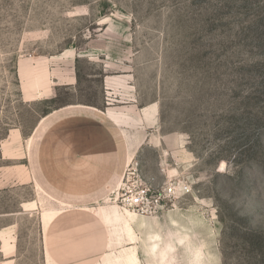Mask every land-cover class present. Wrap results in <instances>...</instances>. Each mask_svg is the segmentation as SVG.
I'll return each mask as SVG.
<instances>
[{"label": "rangeland", "instance_id": "rangeland-1", "mask_svg": "<svg viewBox=\"0 0 264 264\" xmlns=\"http://www.w3.org/2000/svg\"><path fill=\"white\" fill-rule=\"evenodd\" d=\"M76 110L124 157L113 191L80 203L107 229L96 264L143 259L152 209L121 203L131 184L174 185L217 217L224 264H264V0H0V264H55L45 230L77 201L31 160L47 120Z\"/></svg>", "mask_w": 264, "mask_h": 264}, {"label": "crops", "instance_id": "crops-1", "mask_svg": "<svg viewBox=\"0 0 264 264\" xmlns=\"http://www.w3.org/2000/svg\"><path fill=\"white\" fill-rule=\"evenodd\" d=\"M32 156L43 182L77 201L48 223L46 252L55 264H96L107 251V229L94 207L80 203L112 192L122 178L118 138L97 113L69 111L47 120Z\"/></svg>", "mask_w": 264, "mask_h": 264}, {"label": "clouds", "instance_id": "clouds-1", "mask_svg": "<svg viewBox=\"0 0 264 264\" xmlns=\"http://www.w3.org/2000/svg\"><path fill=\"white\" fill-rule=\"evenodd\" d=\"M229 174H234L233 169ZM209 179L206 175L203 182ZM161 196L169 199L170 207L159 209L153 204L151 213L141 217L140 227L148 229L149 242L138 244L143 257L139 264H224L222 226L209 208H183L179 204L180 195H172L169 191H162Z\"/></svg>", "mask_w": 264, "mask_h": 264}, {"label": "built area", "instance_id": "built-area-1", "mask_svg": "<svg viewBox=\"0 0 264 264\" xmlns=\"http://www.w3.org/2000/svg\"><path fill=\"white\" fill-rule=\"evenodd\" d=\"M122 189L124 188L122 187ZM146 189H150V191H145ZM183 189L187 190L188 186H184ZM167 190L169 193L173 192L174 185H170ZM163 199L160 191H153L150 186H134L131 184L127 185L124 192L121 193L120 201L125 207L132 209L133 211L146 213L152 209L153 204H155L156 207L161 206ZM145 205H148V207L145 208Z\"/></svg>", "mask_w": 264, "mask_h": 264}, {"label": "bare ground", "instance_id": "bare-ground-1", "mask_svg": "<svg viewBox=\"0 0 264 264\" xmlns=\"http://www.w3.org/2000/svg\"><path fill=\"white\" fill-rule=\"evenodd\" d=\"M25 169V168H24ZM23 171V170H22ZM27 171V170H26ZM29 171V170H28ZM26 174V173H25ZM141 216V215H140Z\"/></svg>", "mask_w": 264, "mask_h": 264}]
</instances>
